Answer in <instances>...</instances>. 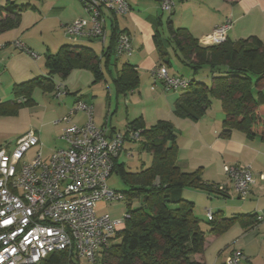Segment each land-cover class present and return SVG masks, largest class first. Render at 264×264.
<instances>
[{
	"label": "trees",
	"instance_id": "16d2710c",
	"mask_svg": "<svg viewBox=\"0 0 264 264\" xmlns=\"http://www.w3.org/2000/svg\"><path fill=\"white\" fill-rule=\"evenodd\" d=\"M31 7L35 9L29 4L18 6L9 1L0 5V34L15 29L22 12ZM157 25H160L159 20L152 38L160 62L158 65L171 66L167 46L173 45L174 54L181 55V63L191 69L194 76L199 69L207 66L212 77L210 85L195 78L188 79V87L182 90L173 104V114L180 119L198 122L211 106L212 99H216L224 113L221 137L228 138L232 131L237 130L250 138L259 136L264 141L262 42L255 37L236 42L226 38L222 44L203 47L185 28H174L169 21L168 41L164 44L160 41ZM111 27V44L102 53L106 70L110 64L115 65L118 58L114 47L119 30L114 22ZM26 50L28 54L33 53L30 49ZM43 61L46 75L14 84L12 95L15 100L21 98L23 102L33 104L31 92L35 88L51 93L57 85L55 77L65 79L76 68L88 70L94 82L103 78L99 58L86 46H61L55 54L46 53ZM113 82L117 95H120L137 88L139 78L134 67L124 63ZM1 105L0 115L5 113ZM126 130L140 132L137 151L148 153L151 163L147 168L129 172L123 163H119V157L114 160L112 173L116 172L128 188L127 192L121 193L123 200H127L126 218L123 229L114 237L117 242L98 258L97 264H201L193 261L191 256L202 254L209 236L222 234L235 221L242 222L246 227L256 222L254 217L247 215L223 218L220 212L206 222L194 216V204L182 196L184 189L219 195L222 192L214 187L216 185L202 180V168L192 172L179 168L176 133L171 122L158 120L146 128L143 118L138 117L127 125ZM129 145L127 149L133 147ZM132 200H137L139 206L132 208ZM72 259L66 252H59L38 264H72Z\"/></svg>",
	"mask_w": 264,
	"mask_h": 264
},
{
	"label": "built area",
	"instance_id": "2783aa9c",
	"mask_svg": "<svg viewBox=\"0 0 264 264\" xmlns=\"http://www.w3.org/2000/svg\"><path fill=\"white\" fill-rule=\"evenodd\" d=\"M79 2L85 17L64 26V34L71 41L87 38L103 44L107 20L131 10L127 0ZM154 2L161 12L169 15L173 12L175 0ZM231 26V20L227 19L199 40V45L222 44ZM13 45L28 54L21 42ZM131 53L130 35L119 31L115 37V56ZM29 55L37 58L33 53ZM152 78L161 83L164 92L182 91L189 85L188 79L170 75L165 65L154 67ZM54 92L57 100L65 95L61 84L56 85ZM77 112L86 115L81 126L71 119ZM54 125H61L58 140L62 146L52 150L46 159L37 150L39 138L33 130L18 137L10 152L6 146L0 148V264H38L59 252L96 264L124 227L125 214L112 219L107 214L98 215L96 206L100 201H123L121 193L108 187L107 179L112 174L114 160L123 152L124 137H129L133 146L126 151V157L131 158L139 146L140 132H110L107 126L97 127L92 107L82 101H77ZM31 150L36 151L28 157ZM223 172L226 183L215 188L226 193L229 185L240 198L246 199L255 183L251 166H223ZM259 178L264 180L263 175ZM212 216V211L207 209L206 219L212 220ZM243 258L241 251L234 250L222 264H241Z\"/></svg>",
	"mask_w": 264,
	"mask_h": 264
},
{
	"label": "crops",
	"instance_id": "0c3cea01",
	"mask_svg": "<svg viewBox=\"0 0 264 264\" xmlns=\"http://www.w3.org/2000/svg\"><path fill=\"white\" fill-rule=\"evenodd\" d=\"M127 1L131 7L130 13L118 16L112 20H107L106 39L103 44L101 41L96 39L91 40L87 38H80L78 41H80V46L89 47L94 53L95 51L92 47V43L95 42L100 45V55L99 57L96 54L95 55L99 58L101 66V64H103L105 61V57L102 56V53L105 49H107L112 41L111 24L113 22L119 31H125L130 35L131 44L133 42V37L138 34L141 40L139 49H143L142 51L145 53V56L137 59L136 63H130L128 61L126 63H129L134 67V70L138 74L139 83L140 79L147 78L156 87L157 82H155L152 78V70L160 62L158 61L157 52L155 50L152 38L155 33L154 30L156 22L159 20L160 26L163 25L162 16H140L139 12L133 9V7L139 8L140 2L138 0H132L133 4H130V1ZM152 1L154 2V0ZM154 4L156 5L155 2ZM71 5L72 6L69 13L68 6L66 4L52 7L53 12H55V16L61 17L67 15L68 17L65 19V21L61 20V23L58 26L59 31L56 32L54 37L55 39L52 40L53 45L44 43L45 48H43L44 50L42 51L43 57L46 53L55 54L57 51L54 52V48H56L58 45L59 48L61 46L67 45L64 38H62L66 37L64 34V26L72 23L78 18H82L83 15L79 8L81 5L78 6V4H76V6L75 2H72ZM170 15L171 18L168 20V22L170 21L174 28H185L192 38L197 40L198 44L199 40L208 36L215 27L223 24L227 19H230L232 26L227 32V39L229 41L236 42L239 40H248L250 37H255L260 40L264 46V0H175V6L173 12ZM14 38H19L20 40L16 39L13 42H9L7 41L8 39L6 41H2L0 39V46L4 45V48L0 50V82L5 79H9L7 84L11 89L14 84L24 82L29 77L40 76L43 74L45 75L43 65L39 64L40 55L37 54H35L37 56L36 59H32V57L28 55L30 59L36 61V63L39 64H37L35 67H32L31 62H28L26 63V69L20 68L17 71H14L11 68H8L6 64L11 62V58L7 63L6 60L11 55L10 51L12 49H16L13 45L14 42L19 41L27 49L32 51L30 45L27 44V39L25 38L24 34L21 36H19V34H15ZM20 52L23 53L22 51ZM132 53H134L133 47ZM140 54L141 53H137L138 56ZM24 55L25 54H20L17 56V58L23 57ZM153 55H155V57ZM24 57L29 59L26 55ZM119 58H117V61ZM117 61L115 62V65L110 64V67L108 68L109 73H111V68L116 71ZM78 69L80 68H76L74 70ZM167 69L170 75L179 77L177 74L172 72L170 67H167ZM18 72H20V74H27L19 75ZM63 88L66 92L65 95L60 98V100H63V115L69 112V108L77 101L81 100L85 103L88 102L84 96H81L80 98H76L73 101V104L67 105L66 98L64 97L68 96L70 93L66 86H63ZM51 93V96L55 98V92L53 91ZM120 95L125 96L126 93ZM160 95L161 94H158L159 98L157 100L161 98ZM118 97L119 96H116V102ZM177 97L178 95L164 97L165 104L170 105L171 110ZM95 103L96 101L91 103L92 118H94L93 112ZM218 103L220 106L219 101ZM209 113L210 109L206 111L205 115L198 121V123L196 122V124H193L194 126L192 130L194 137L193 139L191 137L189 138H191V140L195 143L197 142L200 144V142H203L209 152H211L213 155L219 156L217 159L218 161L214 163L213 167H209L212 168L210 171L207 169L208 167L206 165L196 162L200 159L199 156L193 160L194 150L190 149L189 147H182L178 138L176 140L178 147L177 165L181 170L187 172H192L198 168H202V180L206 184L213 185L226 183V177L223 174V170H221V162L222 167L250 165L254 175L255 183L246 199L240 198L235 192H233L229 185L228 192L222 193L220 195L216 193L184 189L182 196L185 200L194 204L193 214L203 222H206L207 209H210L214 216L217 212H220V215L223 218H232L236 215H247L254 217V221L256 222L251 226L246 227L242 225V222L235 221L222 234L218 236H209L204 243L202 254L193 255L191 256V259L201 264H222L224 259L230 253H232V251L239 250L244 256L241 264H264V180L259 178L260 175L264 176V141H262L259 136L250 138L243 132L237 130L232 131L230 137L228 138L221 137L220 133L222 131L224 113L221 109V113L219 114L218 112L216 119L214 117H210ZM78 115L84 116V121H78V119H76ZM138 117L126 119L127 122L125 127L122 129L123 131L114 127L113 125H108L107 127L110 132H124L127 125ZM85 121L86 115L84 113L77 112L73 115V123L81 126L85 123ZM96 126L102 127L106 126V124L104 123L102 125ZM145 126L148 128L146 124ZM128 147H130V145L126 144V148ZM220 171H222V173ZM220 176L222 178L221 181Z\"/></svg>",
	"mask_w": 264,
	"mask_h": 264
},
{
	"label": "rangeland",
	"instance_id": "374dc122",
	"mask_svg": "<svg viewBox=\"0 0 264 264\" xmlns=\"http://www.w3.org/2000/svg\"><path fill=\"white\" fill-rule=\"evenodd\" d=\"M7 1L14 2L18 6L29 4L35 9H32L31 7L22 12L19 25L15 29L0 34V39L2 41H6L8 39L7 41L13 42L16 39H19L14 38L15 34H19V36L24 34L25 38L27 39V44L30 45L33 54L40 55L39 64L42 65L44 62V57L42 56V51L44 50L43 48H45L44 43L53 45L52 40L55 39L54 37L56 35V32L59 31L58 26L61 23V20L65 21V19H67L68 17L67 15L61 17L55 16V12H53L52 7L66 4L68 6L69 13L71 10L72 2H75V5L78 4V6L81 5L78 2L79 0H0V5L6 4ZM129 1L130 4H133L132 0ZM138 1L140 2L139 8L133 7V9L139 12L140 16H162L163 25H157L156 29L159 37L161 38L160 41L165 44L168 41L167 22L171 18V15L161 12L152 0ZM79 8L82 12V17H85L83 8H81V6ZM62 38H64L67 45H81L80 41L78 40L77 42H72L67 37ZM140 45L141 40L139 35L137 34L135 35V37H133L132 42L134 53H132V55L129 57H120L117 61L116 71H119L121 65L126 63L127 61L130 63H136L137 59L145 56V53L142 51L143 49H139ZM92 47L95 51V54L99 57L101 50L100 45L93 42ZM167 47L169 59L171 61L170 69L172 70V72L184 79L195 78L196 80L210 85L211 73L207 66L199 69L197 74L194 76L191 69L181 63V59H179L181 58V55L179 53L176 55L174 54L173 45H168ZM58 48L59 45L54 48V52L58 51ZM10 52L11 55L7 58V60L5 58V60L7 63L11 58V62L6 65L8 66V68H11L14 71H17L20 68L26 69V63L28 62H31L32 67H35L38 64L36 63V61L32 60V56V59H30V57L28 56L29 54L25 52L21 53L17 49H12ZM137 53L141 54L138 56ZM20 54H25L29 59L25 58V55L23 57L17 58V56H19ZM153 56L155 57V55ZM101 69L103 78L102 80L95 82L93 81L92 74L88 70L82 69L73 70L65 79L55 77L56 84L66 86L67 90L70 93L68 96L64 97L66 98L67 105L73 104V101L76 98H80L81 96H84V98L88 101V106H91V103L96 101L93 112L94 123L96 125H102L104 123L106 124V126L113 125L114 127L119 128L121 131H123L122 129L125 127V124L127 122L126 119H133L134 117L138 116L143 117L147 127L154 125L158 120H167L173 125L176 133V140L179 138L178 140L180 141V145H182V147H189L190 149H193V160L199 156L200 159L196 162L206 165L208 167L207 169L211 171L212 168L209 167H213L214 163L218 161L217 159L219 156L213 155L211 152H209L203 142H200L199 144L191 140V138L193 139L194 137V133L192 130L194 126L193 124H196V122H192L188 119L177 118L173 114V108L171 110V106L165 104L164 97L172 95L179 96L182 92L181 90L164 92L160 82H157L155 87V85H153L149 79L143 78L140 79L138 87L133 91L127 92L125 96L117 95L118 93L116 92L115 84L113 82V78L116 77V71L111 68V73H109L108 70H106V68L104 67V63L101 64ZM44 71L46 75L45 68ZM20 72H18L19 75L27 74H20ZM42 76H44V74ZM31 78L34 77H29L25 81H28ZM8 81L9 79H5L0 82V104H2V111L5 112L4 114L0 115V148L6 146L7 150L10 152L14 148L15 140L18 137L28 132L29 130H33L37 133V136L39 138L40 146L37 147V150H41L43 158L46 159L50 155V152L52 150L56 149L59 146H62V143L58 140V135L60 132L59 129L61 125H54V122L60 120L69 112L63 115V100H57L56 98L51 96L52 93L45 92L40 88H35L31 92V99L33 104L23 102L21 98L15 100L14 96L12 95V89L9 88L7 84ZM151 86L155 88L153 89L155 91L151 90ZM252 89L255 94L254 86ZM262 91L264 93V88L262 89ZM158 94H161V98L159 100H157L159 98ZM116 96H119L117 98V102ZM218 106V100L212 99L211 106L209 107L210 117H214L216 119V115L218 116V112L219 114L221 113V106ZM71 108L72 106L69 108V111ZM72 118L73 116L71 117V119ZM262 118L264 120V115H262ZM76 119H78V121H84V116L78 115ZM128 140L129 137L125 136L122 146L123 152L119 155V163H123L125 169L129 172H137L142 168L144 169L149 167L151 163V156L146 152L139 153L138 151H136L131 158H128V156L126 157V144H129ZM35 151L36 150H31L28 153V157H32ZM221 170H223L222 162ZM220 172L222 173V171ZM221 180L222 178L220 176V181ZM107 185L111 190L117 191L119 193H125L128 190V188L123 184L116 172H113L107 179ZM126 203V198L123 201L111 203L100 201L96 206L97 214H107L115 219L122 218L123 214L126 212ZM130 205L132 208H136L139 206V202L137 200H132L130 202ZM115 242L117 241L114 240V243ZM72 264L91 263L85 259L77 260L76 258H73Z\"/></svg>",
	"mask_w": 264,
	"mask_h": 264
}]
</instances>
